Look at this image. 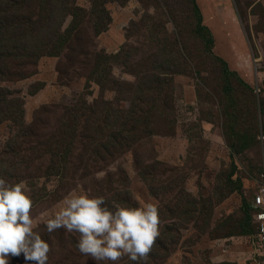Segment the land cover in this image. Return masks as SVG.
Instances as JSON below:
<instances>
[{
  "label": "rangeland",
  "instance_id": "rangeland-1",
  "mask_svg": "<svg viewBox=\"0 0 264 264\" xmlns=\"http://www.w3.org/2000/svg\"><path fill=\"white\" fill-rule=\"evenodd\" d=\"M146 1L129 0L122 6L113 0L107 4L109 16L96 17L99 29L105 31L99 36H94L91 31L95 42L90 47L109 56L117 55L127 45L136 47L137 55H133V61L148 59L147 56L154 53L153 49H166L168 54L162 59L170 61L172 52L180 71L171 85L177 93L175 112L168 114V123H157L150 135H145L139 141V146L135 144L129 151L108 155L106 162L90 163L89 179L71 181L58 193H54L57 178L43 177L40 180L38 177L41 176L36 174L25 176L34 177L33 182L28 178L21 180L27 182L30 189L32 214L37 216L53 209L79 185L90 197H103V206L112 211L117 208H141L148 204L157 206L159 218L163 220L162 224H166V232L160 224V235L151 253L146 261L139 264H261L260 246L255 236H226L227 231L223 227H234L238 221L246 218L242 207L249 206L248 212L252 215L253 195L263 183L264 0H197L204 24L214 35L215 47L213 56H210L206 53L208 49L204 51V43L200 40L182 39L195 58L194 63L186 68L184 64L187 62L184 63L185 58L175 45L176 40L180 39L173 37L179 30L190 31L182 0H163L170 4V8L164 7L161 0L156 5ZM48 3L54 2L49 0ZM76 6L80 9L79 27L87 28L86 8H90L89 2L78 1ZM148 15L154 17V20H149V26H158L160 31H167V35L162 31L155 39L164 45L156 47L149 39ZM174 15L180 17V22H177L179 30ZM67 51L65 49V54L57 58H41L37 73L29 79L3 84L6 89L19 92L23 98L26 125L33 124L35 120L46 124L47 131L43 128L40 133L41 142L57 131L65 107H74L82 101L95 107L102 105L101 102H113L116 116L124 111L129 113L134 100L122 94L117 86L111 88L114 81L132 83L136 89L122 85L136 98L141 87L146 89V72L161 71L149 61L143 73L132 75L123 69L122 58L114 65L102 63L98 69H107L108 80L98 82L88 79L76 56L70 57ZM220 58L227 62L228 72ZM67 61L75 65L69 76ZM194 71H198V74ZM35 84L38 86L32 94ZM102 87L106 89L104 92ZM229 87L234 89L230 90ZM253 99H257L258 113ZM240 113L245 114L246 118L239 122ZM14 125L13 122L0 125V150L16 134ZM250 142L253 145L246 150L239 146ZM82 148L83 142L78 139L72 148V155L81 154ZM27 151L25 154L30 155L28 148ZM38 155L41 161L33 163L28 172L34 171V165H49L50 160L46 155ZM146 170L155 173L160 180H168L163 183L166 196H161V199H167L173 213L166 214L165 209L162 210L163 202L154 197L142 181L140 175ZM108 175H112L115 183L109 188H102ZM0 177L3 178L1 173ZM5 180L9 184L19 183ZM97 184L100 186L97 187ZM180 195L190 202L189 206L183 205L184 201L182 205L176 204L175 198ZM42 227V232L48 234L51 241L60 244V247L55 245L53 253L48 254L47 264H97V261L91 257L85 258L79 251L78 233H70L63 228L48 233L44 224L36 231ZM159 242L168 245L164 252L157 246ZM8 264L33 262L26 261L21 253L10 256ZM99 264L112 262L101 261ZM117 264L138 262L125 256Z\"/></svg>",
  "mask_w": 264,
  "mask_h": 264
},
{
  "label": "trees",
  "instance_id": "trees-1",
  "mask_svg": "<svg viewBox=\"0 0 264 264\" xmlns=\"http://www.w3.org/2000/svg\"><path fill=\"white\" fill-rule=\"evenodd\" d=\"M78 1L82 0H53V4L48 3L49 0H0V125L5 122H13L16 129V134L0 150V156H2L0 158V173L4 179L14 182H20L26 178L33 182L34 177H25L33 174L41 176L38 177L40 180L43 177L57 178V188L54 193H58V190L71 181L89 179L91 176L89 172L90 163L106 162L108 155L129 151L135 144L139 146V141L145 135H150L157 123L170 121L168 114L175 112V100L177 99L176 90L171 88V85L175 82L176 73L180 71L174 60L176 56L172 52L170 61H167L162 59L168 54L166 49L159 51L151 47L154 53L149 54L148 59L133 61V55H137L135 52L138 48L136 47L127 45L125 50L120 51L115 56L105 55V52L93 51L90 46L95 41L91 36V31H93L94 36H99L102 31H105L99 29L96 17H108L107 4L113 0H88L90 8H86L88 12L87 28L79 27L81 16L79 15L80 9L76 6ZM115 1L125 6L129 0ZM161 1L163 2V0ZM146 2L152 5L159 3L158 0L151 2L147 0ZM181 3L184 13L188 16L186 21L190 31L179 30L180 25L177 22H180V17L174 15V19H177L176 24L179 32L173 34L175 35L173 37L177 36L180 39L179 41L176 40L175 45L185 58L184 63L187 62L184 64L186 68L188 64L194 63L195 58L189 52L188 46L184 45L181 40H200L204 43V51L208 49L206 53L213 56L215 38L211 30L204 24L203 14L197 0H189V2L182 0ZM163 6L170 8V4L167 2ZM69 18L70 20L66 21ZM149 20H154V17L148 15L146 20L149 27L147 29L149 30V39L156 47L164 45L163 42H158L155 39L162 31L167 35V31L165 29L160 31L158 26L152 28L149 26ZM65 49H68L67 54L70 57L76 56L82 70L87 72L88 79H96L98 82L108 80L107 69H98L102 63L114 65L115 62L123 60L121 64L125 72L134 75L143 73L150 61L152 66L161 71L152 72L150 70L146 72L148 77L144 79L146 89L141 87L136 98H133L134 95L130 94L122 85L125 84L136 89L132 83L114 81L111 88L115 89L114 87L117 86L122 94L131 97L130 100H134L133 108L129 113L124 111L122 115L116 116L112 108L113 102L108 104L101 102L102 105L98 104V107H95L94 104L82 101L74 107H65L57 131L48 140L41 142L40 133L43 128L46 130V124L35 120L33 124L26 125L23 98L19 92L8 90L3 84L29 79L37 73V66L41 58L63 56ZM129 57L130 62H128ZM220 60L224 64L225 71L228 72L227 62L221 58ZM67 62L69 63L67 75L69 76L70 70L74 69L75 65L71 64L70 61ZM194 72L198 74V71ZM71 74L74 75L75 73ZM37 86L38 84L33 86L32 94L35 93L34 90ZM233 89L230 88V90ZM101 90L104 92L106 89L102 87ZM253 100L258 113L257 99ZM41 111L42 109L37 113ZM245 118V114L240 113L239 122ZM262 125V129H264V122ZM154 134L153 132L152 135ZM78 139L82 140L83 148L82 153L75 156L72 155V148ZM251 145H253L252 142L242 143L239 146L242 150H246ZM27 148L31 152L30 155L25 154L28 153ZM38 154L46 155L50 160L49 165L48 163L45 166L39 164L41 167L34 165V171L28 172L32 169L33 163L41 161ZM25 169L27 170L24 171ZM140 177L148 186L151 194L157 199L160 198L161 203L163 202L162 210L165 209L166 214L173 213V207L167 199H161V196H166L163 183L168 180H160L150 170L142 172ZM114 183L115 180L112 175H108L107 180L102 184V188H109ZM98 186L100 185L97 184ZM175 199L176 204L182 205L181 203L184 201L183 205H190V202L185 201L183 195L177 196ZM242 209L245 210L246 218H242L234 227L232 225L224 226L223 230L227 231L226 236L256 235L257 224L253 214L248 212L249 206L242 207ZM180 215L183 216L182 213ZM162 221L160 219V224ZM165 225L163 223L161 227L164 233L166 232ZM42 231L43 227L38 232L41 238L50 245L52 251L49 253H53L55 245L60 247V244H55L48 238V234ZM158 245L162 252H164L165 246H168L163 242L157 243Z\"/></svg>",
  "mask_w": 264,
  "mask_h": 264
},
{
  "label": "clouds",
  "instance_id": "clouds-1",
  "mask_svg": "<svg viewBox=\"0 0 264 264\" xmlns=\"http://www.w3.org/2000/svg\"><path fill=\"white\" fill-rule=\"evenodd\" d=\"M104 204L103 197H90L78 185L53 209L33 216L27 182L9 184L0 177V264L21 253L33 264H47L52 249L36 231L41 224L48 233L60 228L78 233L79 251L97 264H117L125 256L146 261L160 235L157 206L112 211Z\"/></svg>",
  "mask_w": 264,
  "mask_h": 264
},
{
  "label": "built area",
  "instance_id": "built-area-1",
  "mask_svg": "<svg viewBox=\"0 0 264 264\" xmlns=\"http://www.w3.org/2000/svg\"><path fill=\"white\" fill-rule=\"evenodd\" d=\"M262 181L258 191L254 193L253 196V218L257 224V233L255 235L260 246V259L261 264H264V173L262 175Z\"/></svg>",
  "mask_w": 264,
  "mask_h": 264
},
{
  "label": "crops",
  "instance_id": "crops-1",
  "mask_svg": "<svg viewBox=\"0 0 264 264\" xmlns=\"http://www.w3.org/2000/svg\"><path fill=\"white\" fill-rule=\"evenodd\" d=\"M239 29V28H238Z\"/></svg>",
  "mask_w": 264,
  "mask_h": 264
}]
</instances>
